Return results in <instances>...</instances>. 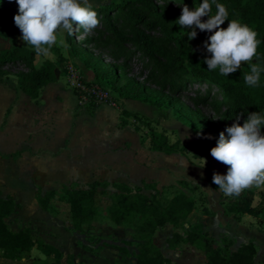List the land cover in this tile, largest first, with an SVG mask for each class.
<instances>
[{
    "label": "rangeland",
    "instance_id": "rangeland-1",
    "mask_svg": "<svg viewBox=\"0 0 264 264\" xmlns=\"http://www.w3.org/2000/svg\"><path fill=\"white\" fill-rule=\"evenodd\" d=\"M0 1L7 11L14 15L18 14L15 0ZM121 1L90 0L95 9ZM149 1L165 9L163 19L166 27L171 23L180 27L176 21L181 14L182 4L172 0ZM139 12L143 13V10L139 9ZM150 20L155 21L152 17ZM221 27L226 28L227 24ZM196 31L201 32L199 29ZM201 33L211 35L208 32ZM65 35L59 34L58 40L60 38L66 40ZM150 35L155 39L162 38L159 30L150 32ZM178 35L192 53L207 52L203 47L204 43L195 44L188 40L184 33ZM72 39L75 55L69 47L64 48L57 43L52 47L51 54L40 55L34 64L38 66L44 57L57 63L59 83L66 92L63 97L66 111L70 112L75 108L77 99L67 80V73L71 69L78 74L82 82L96 83L92 70L85 66L87 61L98 63L101 68L113 70L120 84L132 80L148 90L163 88L166 95L176 99L183 110L190 111L199 123L213 127L218 135L236 122L221 124L224 108L218 106H221L224 100L217 87L190 80L185 83L181 81L183 87L176 91L175 88L172 89L162 83L160 78L150 77L153 63L137 52L132 44L115 46L112 37L104 31L102 22L93 32L86 33L83 29H78L72 35ZM86 39H95V42L92 45H85ZM14 46L28 45L22 41L20 30L0 15V52ZM117 67L122 69L115 71ZM0 69L5 74L2 79L7 86L14 83L18 86L16 75L28 73L27 68L21 64H6ZM19 93L29 101L21 91ZM109 97L110 100L94 104L104 107L102 113L95 114L93 110L90 111L87 107L92 103L81 106L77 102L74 110L73 120L77 127L86 128L90 123H95L94 128L98 130L95 138L100 140L105 136L104 139L112 142V149L108 151L111 157H106L104 161L106 165L103 163L104 166H98L94 172L91 169L90 173L88 170L83 176L62 179L47 175L42 170L32 167L30 163L21 162L16 153L12 155L14 161L0 154V196L11 198L15 203L14 211L4 219L8 229L11 231L29 229L33 241L42 242L44 247L51 251L56 264H135V256L141 242L133 231V225L139 223V218H135L132 224L116 225L112 222L108 209L111 204L110 197L116 190L111 185L105 189L98 188V191H104L98 202V211L81 231L73 229L69 205L62 200L63 188L86 189L93 181L100 183L106 181L109 184L124 182L132 190L138 185L143 194L161 204H166L174 195L182 192L195 201V210L180 226L172 227L166 224L157 228L152 235L154 245L172 264H206L205 245L220 252H233L248 243H253L256 249L253 264H264V216L260 213V209L264 207V187L253 186L242 191L238 197H226L215 184L212 186L211 183L213 173L224 175L227 166L215 161L209 152L202 149L194 132L176 118L171 109L124 100L112 91L109 92ZM122 110L135 113L140 118L138 120L127 118L122 115ZM75 117H78V122ZM124 120L126 126L120 124ZM243 122L244 120H239L240 124ZM17 127L18 124L14 120L10 127L13 134L0 137L2 148H16L17 144L20 146L23 142L16 136ZM101 129L106 130L105 134L99 133ZM150 131L164 133L170 143L177 145L178 152L166 155L150 151L148 144ZM225 136L227 137L226 132ZM200 158L206 160L204 167ZM136 173L138 178L135 177ZM142 178L144 179L139 184V179ZM185 182L189 183L190 187L197 188L185 189L183 185ZM145 184L154 185V190L144 189ZM38 189L42 195L47 192L53 194L48 201L50 206L48 211L41 209L35 199ZM234 202L239 206L238 214H233L230 210V205ZM202 207H207L214 215L204 216L201 212ZM188 233L197 234L199 238L192 244L183 242ZM175 235L181 238L176 239ZM171 240L174 241V248H170ZM119 248H125L126 252L120 251ZM37 259L44 260L45 256L34 244L30 255L19 263L38 264ZM0 264L9 262L0 260Z\"/></svg>",
    "mask_w": 264,
    "mask_h": 264
},
{
    "label": "trees",
    "instance_id": "trees-1",
    "mask_svg": "<svg viewBox=\"0 0 264 264\" xmlns=\"http://www.w3.org/2000/svg\"><path fill=\"white\" fill-rule=\"evenodd\" d=\"M175 3L187 5L190 8L196 7L202 0H172ZM226 6L229 12V20L237 19L247 24L256 31L257 39L261 41L257 48V56L252 62L242 64L240 70L227 77L219 74L218 69L208 71L204 60L210 58L207 52L192 53L189 46L185 45L178 33H186L190 30L180 29L176 24L171 23L168 27L164 24L165 9L155 5L149 0H122L120 3L111 4L103 8L95 9L98 12L100 21L113 39L115 46L132 44L136 51L141 53L153 63V70L150 77L160 78L161 82L170 88L180 90L183 85L180 83L188 81L204 82L208 85L217 87L223 96L221 106L224 110L220 120L222 125L227 122L245 120L252 112H264V73H261L260 85L249 87L244 82V74L250 71V63H259L264 67V0H217ZM143 10V13L139 12ZM213 14L215 6L213 5ZM0 15L11 24H14L13 13L4 8L0 1ZM150 17L155 21H151ZM226 21L222 26H226ZM159 30L162 38L155 39L150 32ZM197 32L195 39L191 41L195 44L207 41L210 34ZM66 36V42L70 51L75 55L74 41L71 36ZM187 37V36H186ZM95 39H86L85 45H92ZM38 55L30 47L14 46L0 52V68L6 64L24 65L28 73L16 75V81L20 91L36 101L41 89L57 80V63L45 60L36 68L34 65L35 56ZM85 66L92 70L94 82L112 91L117 97L147 103L157 108H169L174 116L183 122L194 132L202 149L210 153V149L216 146L219 135L213 127L199 123L192 116L190 111L182 109L178 101L166 95L163 88L159 90H148L141 84L129 80L124 83L119 82L113 70L101 68L98 63L85 62ZM117 67L116 70H121ZM5 74L0 69V82ZM98 106L91 104L87 108L92 111ZM125 117H132L138 120L140 116L126 110L121 111ZM148 123V122H147ZM126 126V121L120 123ZM148 140L149 150L152 152L163 153L166 155L176 154L178 147L170 143L164 133L150 131ZM212 186L213 183H211ZM185 189L195 190L197 187H190L189 183H183ZM264 187V185H262ZM107 188L108 184L94 182L86 189H62V200L69 205L71 223L73 229L81 231L82 227L88 224L98 211V202L104 191L98 188ZM116 193L111 195L109 215L112 222L116 225L132 224L135 218H139V223L133 225V231L138 235L141 242L135 256V264H172L170 259L164 257L158 247L152 241V235L157 228L166 224L172 227L180 226L185 219L195 210V201L186 194L178 193L174 195L166 204H161L155 199L149 198L142 193V189L137 187L132 190L123 183L111 185ZM154 185L145 184L144 189L154 190ZM52 192L41 195L38 191L35 199L41 209L48 211L50 206L48 201L52 198ZM15 209V203L11 198L0 197V260L8 261L9 264H20L19 262L28 257L36 244V249L44 256V260L37 259L38 264H56L52 259L51 251L47 250L42 242L35 243L29 229L11 231L8 229L4 219ZM233 214L239 213L237 203L230 205ZM204 216H213L214 213L202 207ZM264 216V207L260 209ZM176 239H180L175 235ZM199 238L197 234L188 233L183 242L194 243ZM170 248H174V241H170ZM126 252L125 248H119ZM206 253V264H253L256 249L253 243L242 245L236 251H217L208 245L204 246Z\"/></svg>",
    "mask_w": 264,
    "mask_h": 264
},
{
    "label": "clouds",
    "instance_id": "clouds-1",
    "mask_svg": "<svg viewBox=\"0 0 264 264\" xmlns=\"http://www.w3.org/2000/svg\"><path fill=\"white\" fill-rule=\"evenodd\" d=\"M15 2L18 14L13 17L14 24L20 30L24 44L39 55L51 54L52 47L57 43L64 48L69 47L64 38L58 40L59 34L71 36L78 29L93 32L101 23L90 0ZM228 17L229 12L224 4L217 0H202L192 9L183 5L176 21L180 29L190 30L186 33L188 40L196 38V29L211 33L203 45L210 54L204 63L208 71L218 69L219 74L225 77L240 70L242 64L252 62L261 43L256 31ZM226 21L227 27H221ZM249 66L250 71L244 74V82L249 87H258L264 67L259 63H250ZM239 119L238 116L236 122L219 134L216 146L210 149L211 157L227 166L226 174L214 172L212 176V183L226 197H238L245 189L264 185V112L248 114L243 124L239 123ZM200 161L204 167L206 160L200 158Z\"/></svg>",
    "mask_w": 264,
    "mask_h": 264
},
{
    "label": "crops",
    "instance_id": "crops-1",
    "mask_svg": "<svg viewBox=\"0 0 264 264\" xmlns=\"http://www.w3.org/2000/svg\"><path fill=\"white\" fill-rule=\"evenodd\" d=\"M39 56V54L35 56V61ZM45 60L52 61L44 57L42 62ZM42 62L35 67L38 68ZM12 85L7 86L0 82V137L13 134L10 127L16 120L18 124L16 136L23 142L20 146L17 144L16 148L4 149L0 146V154L14 161L12 155L16 153L21 162L30 163L32 167L42 170L47 175L62 179L83 176L88 170L89 173L91 169L94 172L98 166H104L103 163L106 165L104 161L106 157H111L108 151L112 149V142L104 139L105 136H101L100 140L95 138L98 132L97 128H94L95 123H90L86 128L76 126L77 123L73 119L78 99H76L75 108H72L70 112L66 111L63 100L66 92L63 85L59 83L58 75L56 82L41 89L36 101L24 94L29 100L27 101L20 95V89L16 83ZM103 108L97 107L93 111L95 114L102 113ZM75 119L78 122V117ZM105 132V129L99 131L102 135ZM143 179H139V184ZM94 182L99 181L92 183ZM103 183L114 184L106 181ZM38 191L40 190L38 189L36 193Z\"/></svg>",
    "mask_w": 264,
    "mask_h": 264
},
{
    "label": "built area",
    "instance_id": "built-area-1",
    "mask_svg": "<svg viewBox=\"0 0 264 264\" xmlns=\"http://www.w3.org/2000/svg\"><path fill=\"white\" fill-rule=\"evenodd\" d=\"M68 83L77 96L81 106L86 104H99L103 101L110 100L109 90L105 87L98 86L96 83H87L81 81L80 77L72 69L67 73Z\"/></svg>",
    "mask_w": 264,
    "mask_h": 264
}]
</instances>
